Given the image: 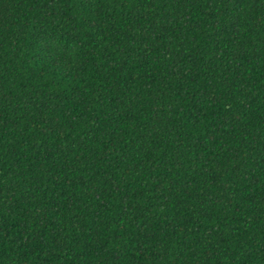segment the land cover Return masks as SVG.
Listing matches in <instances>:
<instances>
[{
  "label": "trees",
  "instance_id": "obj_1",
  "mask_svg": "<svg viewBox=\"0 0 264 264\" xmlns=\"http://www.w3.org/2000/svg\"><path fill=\"white\" fill-rule=\"evenodd\" d=\"M0 264H264V0H0Z\"/></svg>",
  "mask_w": 264,
  "mask_h": 264
}]
</instances>
